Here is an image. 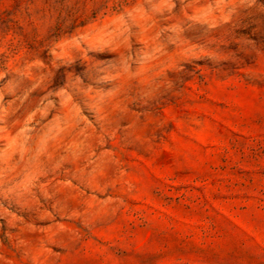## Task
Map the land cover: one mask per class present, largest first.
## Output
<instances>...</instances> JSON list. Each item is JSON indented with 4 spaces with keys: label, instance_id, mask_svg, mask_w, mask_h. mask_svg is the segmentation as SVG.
<instances>
[{
    "label": "rangeland",
    "instance_id": "1",
    "mask_svg": "<svg viewBox=\"0 0 264 264\" xmlns=\"http://www.w3.org/2000/svg\"><path fill=\"white\" fill-rule=\"evenodd\" d=\"M0 264H264V0H0Z\"/></svg>",
    "mask_w": 264,
    "mask_h": 264
}]
</instances>
